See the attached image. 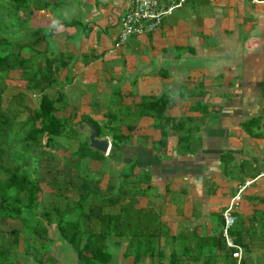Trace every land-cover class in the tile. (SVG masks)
Masks as SVG:
<instances>
[{"label":"crops","instance_id":"obj_1","mask_svg":"<svg viewBox=\"0 0 264 264\" xmlns=\"http://www.w3.org/2000/svg\"><path fill=\"white\" fill-rule=\"evenodd\" d=\"M82 1L91 9L85 27L80 26L75 33H70L71 26L66 32L60 21L58 29L45 25L47 10H34L31 19L34 35L39 34L35 45L55 44V34L56 39L65 38L66 50L67 43L69 48L78 44L81 53L76 48L75 54L68 55L83 60L84 70L101 61H115L111 56L118 50L110 51L117 34L109 36V28L118 26L125 0ZM57 7L55 2L53 9ZM43 25L52 28L48 43ZM122 47L123 54L116 55L123 63L110 76L112 81L118 74L120 83L108 90L105 116L108 124L117 123L119 127L125 122L136 127L130 135L126 130L131 126L119 127L129 139L117 152L121 159L117 174L134 159L135 174L147 168L152 172V181L141 183L139 196L123 203L132 206V225L124 229L123 237L107 240L108 259L97 264H171L170 255L178 264H235L222 240V212L240 189L230 237L242 248V264H264V139L256 136L264 125V5L242 0H188L156 32ZM106 48L108 57L103 53ZM72 81L75 84L79 79L73 77L70 84ZM97 81L100 85L101 80ZM100 86L95 90L100 91ZM161 96L168 100L165 115L186 127L170 131L166 146L159 149L160 132L152 128L151 118L138 117L137 109L142 98L157 100ZM83 116L99 124L89 113L80 114L79 120ZM183 136L192 141L186 154L180 152L183 145L177 146L178 137ZM217 168L222 169L225 179L207 181ZM253 169L259 175L250 179L244 172ZM177 171H185L191 178L177 179L173 176ZM148 188L150 191L142 195V189ZM148 210L156 213L155 220L151 219L159 228L151 233L157 239L154 246H139L131 238L148 234L142 226ZM105 211L117 215L119 207ZM140 211L143 213H137ZM44 221L40 220L47 231L43 236L49 241L44 240L42 247L33 241L31 249L27 245L23 248L19 241L21 260L27 259L30 264H39V260L42 264H81L57 229H47ZM91 228L97 231L98 226L93 224ZM12 230H21V224ZM19 236L27 240L32 234L28 231ZM35 249L39 250L36 258Z\"/></svg>","mask_w":264,"mask_h":264},{"label":"trees","instance_id":"obj_2","mask_svg":"<svg viewBox=\"0 0 264 264\" xmlns=\"http://www.w3.org/2000/svg\"><path fill=\"white\" fill-rule=\"evenodd\" d=\"M56 1L58 2V0ZM48 4L47 0H0V14L2 11L7 12L6 15L12 20L19 18L20 13L28 17L29 15H33L34 10H44ZM64 24L69 26L75 25L74 22L70 24L66 22ZM36 41L41 42V39H37ZM27 48L29 46L26 44L13 42L0 35V95L7 89L5 82L10 78L9 75L16 72L18 73V78L23 81V87L27 90L43 92L48 87H56L60 83L58 78L60 71L69 67L65 59H68V61L73 59L71 55H61L59 60L47 58L44 60L43 69L36 68L34 53L33 55L24 54ZM167 104L168 100L162 98V96L157 100L142 98L137 109V116L151 118L153 120L152 128L160 132L159 149L166 146L167 139L171 134L170 131L179 132L185 130L186 127L184 123H174L170 117L165 115ZM57 112L58 109L55 106V101L46 95H42L39 107L22 124L25 139L34 144H38L41 139L43 147L47 148L58 138L66 137L75 141L79 135L78 132H85L84 126L80 128L78 126V129L77 124H66L57 115ZM80 120L81 122L92 124L98 131L99 137L108 136L107 134L110 132L111 149L106 157H115L122 145L129 139L128 136L121 134L119 127H111L110 131L108 130L105 133V130L90 117L83 116ZM251 123H247L246 125L252 126L253 124ZM11 135L12 125L10 118L0 110V170L2 171L9 168L5 166L2 159L11 146L8 143V139L11 138L13 140L15 138ZM256 136L264 139V125ZM191 143L192 141L187 139L186 136L178 137L177 146L183 145L184 147L180 151L182 154H186L189 151ZM94 152L88 147L87 137L83 142H78L75 150L72 151L75 156L79 157L81 162H102L106 159L100 153L96 154L98 152ZM18 153L15 152L14 157H12L14 160H17ZM26 156L27 154H23L20 156V159H24ZM136 162L137 160L134 161L133 159V161L125 163L124 167L122 166L121 171L116 175L117 177L114 176L116 184L106 188L109 192L108 196H103L98 191L96 184L101 179H95L87 174V172L84 173L88 171V169H85L83 173L77 175L80 181L79 186L75 187L78 198L76 200L72 199L70 203H66L63 210L52 206L49 211L43 212H37L40 207L38 194L41 191V182L33 178L32 173L26 170L27 167L25 165L16 163L11 167L12 169H7L5 171L7 177L0 179V219L20 222L21 230H12V252L0 249V264L18 263L13 262L12 255H14V258L21 259L20 254H18L20 234L26 235L28 231L31 232L32 237H34L35 246L40 245L42 247V241H49L48 238H44L43 236L47 232L40 223L43 217L37 213H42L47 225L56 226L61 240L74 250L77 260L81 264H97L98 262L102 263L106 261L108 259V253L105 252L107 240L110 237H123L124 229H129L132 225L130 213L132 206H124L123 203L127 198L131 199L132 197L139 196L141 183L149 184L152 181V172L147 168L143 169L141 173L139 171L137 175L135 174L134 171L137 168ZM244 173L250 179H255L259 175V172L255 169ZM147 190L150 191V188L142 189V195ZM261 202L264 203V201ZM117 206L119 207L117 215H110L105 211L106 208ZM148 211L144 212L147 216L146 221L142 223L148 234L146 236H134L131 238V241L137 242L139 246L143 244L154 246L156 243V235L151 232L159 228V225L154 221L156 213L153 214L151 210ZM137 213H143V211ZM93 224L98 226L97 231H93L91 228ZM239 224L241 225V223ZM25 245H27L26 240ZM38 251V249H35V258ZM25 253L28 255V251ZM149 254L151 255V253ZM149 254L144 253L145 256ZM172 256L170 255L171 264H178L175 256ZM39 264H42V261L39 260Z\"/></svg>","mask_w":264,"mask_h":264},{"label":"rangeland","instance_id":"obj_3","mask_svg":"<svg viewBox=\"0 0 264 264\" xmlns=\"http://www.w3.org/2000/svg\"><path fill=\"white\" fill-rule=\"evenodd\" d=\"M49 1L51 3H49L48 6L44 9L47 10L46 15H49L47 18L48 20L46 19L47 23H45V25L47 24L48 27L55 26V28L58 29L60 27H58V21L63 23H69L73 21L75 25L71 26L73 32L70 33H75L76 31H78L80 26L86 25L85 23L87 21V12L89 11V9H91V6L88 3H84L82 0H58V2L56 0ZM55 2L58 6L56 10L53 9ZM6 13L7 12L2 11V13L0 14V35L13 42H19L28 45L29 48L24 51V54L33 55L34 53L33 56L35 57L36 68L43 69L44 60L47 58H54L56 60H59L61 55L67 56L68 54H75L76 48L79 49L78 53H81V46H79L78 44H73V46L69 48V43H67L66 47L68 50H66V42L64 41L65 38L59 37L56 39L55 35L57 34L52 37L55 44L49 45L43 42L35 45L34 41L36 38H38L37 36H39V34L37 33V36L34 35L35 31L32 27V16L29 15L27 17L20 13L19 18L12 20L8 17V15H6ZM63 27H65L66 32L71 31V29H66L67 27L70 28L69 25L64 24ZM43 28H45L44 25ZM45 29H43V32H45L43 36L44 39L47 38L46 41L48 43L50 41L49 35L51 36V34L48 32H50L49 29L52 28ZM118 31V26L110 27L109 36L117 34ZM67 36L70 37L71 35L68 34ZM139 38L140 37H138V39ZM133 41H135V38H129L127 43L129 44ZM112 48L113 44L111 46V49ZM123 48L124 47H120L116 54L122 55ZM107 51L108 48H106L103 53L108 57ZM116 54L111 56V58H114L115 61H101L98 65H92L88 69L84 70L83 65L85 64V62L83 60L71 59V61H67V59H65L70 68H64L60 71L58 75L60 83L56 87H48L43 92H40L38 90L25 89L23 87V81L18 78L19 76L17 72L9 75L10 78L6 80L5 85L7 89L3 92V94L0 95V110L8 118H10L12 125L11 136H14L15 138L13 140H11V138L8 139V143L11 146L9 147L10 149L2 160H4L5 166L9 168H6L3 171L0 170V179H5L7 177L5 171L7 169H12L11 167L16 163L25 165L27 167L26 170L32 173L33 178L41 182V191L38 194L40 207L38 208L37 212H43L46 210L49 211L52 206L63 210L66 203H70L72 199L76 200L78 197L75 187H78L80 183L77 175L83 173L85 169H88V171H85L84 173L87 172V174L95 179H101V181L98 182L96 186L99 193L103 196L109 195V192L107 191L108 189H106L108 186L116 184L115 177L117 175L118 168H120L121 161V159L118 158L117 155L113 158L106 157L104 161L99 163L94 161L81 162L79 160V157L75 156V154L72 153V151L75 150L77 143L83 142L87 137L85 132H78L79 135L75 141H73L71 138L61 137L54 140V143L49 145L47 148H44L41 139L39 140L38 144H34L25 139V133L22 131V124L24 123L26 118L28 116H31L33 114V111L39 107L40 98L42 95H46L50 99L55 101V106L58 109L57 115L63 121H65L66 124H77V127L79 126L80 128L87 122H81V120H79V115L83 113H89L94 117L95 120L99 122V125L105 130V133H107L108 130L111 129V127H118L116 126L117 123L108 124V118L106 117L108 114L106 106L108 100L110 99L108 90H112V87L120 83V81L118 80V74L116 78L114 76L112 78V81L110 80V76L114 74V69H120V64L123 63V59H121V57H117ZM73 58H75V55ZM73 77H75V79H79V81H74L75 84L72 81V84H70V81L73 80ZM99 77L101 78L99 79ZM97 79L101 80V86L99 85ZM98 85L100 86V91H96L97 89L95 90L96 87H99ZM99 94L101 95L99 96ZM118 98L119 95L115 100H117ZM92 102L93 105H88ZM86 106H89V109H83V107ZM135 125L136 124L130 125L124 122L122 124L120 123L119 127L125 128L127 126H131L132 130H126V132L130 135L136 127ZM107 135L108 136L106 137H109V139L111 140L110 132ZM15 152H19L17 160H14V158H12L14 157ZM23 154H27V156L24 159H20V156H22ZM28 155H31L32 157ZM189 169H191L192 171L196 169L200 170V168H188V170ZM217 169L218 171L215 172L216 174L212 178L207 177V181H221L225 179V177L221 173V168ZM170 170L172 171V169ZM203 170L205 169L203 168ZM170 176H172V172ZM173 176H175L177 179L191 178V175L189 173H186L185 171L173 172ZM158 179L166 178L160 177ZM37 214L44 218L42 213ZM45 222L46 221H44L43 225L47 227V229H56L55 225H47V223ZM18 227H20V222L18 221L0 220L1 250L12 252V229ZM19 239L20 244L23 248H25V237H20ZM33 241L34 237L27 236V247H29L30 249L33 245ZM21 251H23V249H21ZM12 258L13 262H18L16 264L31 263L27 259L21 260L19 258H14V255H12Z\"/></svg>","mask_w":264,"mask_h":264},{"label":"built area","instance_id":"obj_4","mask_svg":"<svg viewBox=\"0 0 264 264\" xmlns=\"http://www.w3.org/2000/svg\"><path fill=\"white\" fill-rule=\"evenodd\" d=\"M188 0H125L123 13L118 20L119 31L113 41L110 52L117 51L129 38H138L156 32L163 22L183 7ZM252 5H264V0H242ZM249 183H247L248 185ZM231 199L222 212L223 226L221 236L226 248L231 250L235 264H242V248L230 237V230L235 224L234 211L240 199L239 193Z\"/></svg>","mask_w":264,"mask_h":264},{"label":"water","instance_id":"obj_5","mask_svg":"<svg viewBox=\"0 0 264 264\" xmlns=\"http://www.w3.org/2000/svg\"><path fill=\"white\" fill-rule=\"evenodd\" d=\"M83 128L87 135L88 147L105 157L108 156L111 149L109 138L99 137L98 131L92 124H85Z\"/></svg>","mask_w":264,"mask_h":264}]
</instances>
